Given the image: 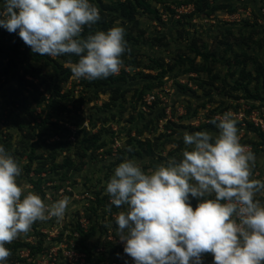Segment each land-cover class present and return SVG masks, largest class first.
I'll list each match as a JSON object with an SVG mask.
<instances>
[{
	"label": "rangeland",
	"instance_id": "1",
	"mask_svg": "<svg viewBox=\"0 0 264 264\" xmlns=\"http://www.w3.org/2000/svg\"><path fill=\"white\" fill-rule=\"evenodd\" d=\"M146 1L150 12L134 0H89L101 18L83 37L125 30L114 80L75 79L74 54L39 56L0 27V49L20 40L24 76L0 85V145L21 167L26 191L45 203L70 201L63 220L37 221L7 244L5 264H134L117 237L120 209L107 210L115 168L131 159L147 172L180 159L185 132L216 136L210 121L225 112L256 157L253 178L264 181V129L252 119L264 120V0ZM147 93L155 100L143 107ZM190 201L195 209L199 201ZM202 259L213 264L211 254Z\"/></svg>",
	"mask_w": 264,
	"mask_h": 264
},
{
	"label": "clouds",
	"instance_id": "2",
	"mask_svg": "<svg viewBox=\"0 0 264 264\" xmlns=\"http://www.w3.org/2000/svg\"><path fill=\"white\" fill-rule=\"evenodd\" d=\"M100 18L89 0H4L0 9V27L39 56L74 54L73 77L89 81L119 74L128 50L118 25L82 36ZM210 123L218 135L185 132L180 159L147 172L126 159L107 182V210L120 209L113 217L117 237L134 264H203L205 254L213 264H264V201L257 198L264 181L253 178L256 157L240 143L230 112ZM21 172L0 145V264L11 255L7 244L37 221L63 220L70 203L67 196L45 203L26 191ZM190 197L199 201L195 209Z\"/></svg>",
	"mask_w": 264,
	"mask_h": 264
},
{
	"label": "trees",
	"instance_id": "3",
	"mask_svg": "<svg viewBox=\"0 0 264 264\" xmlns=\"http://www.w3.org/2000/svg\"><path fill=\"white\" fill-rule=\"evenodd\" d=\"M134 1L136 6L140 7L143 11L146 12L151 11L152 7L150 3L147 2L146 0H134ZM121 11L124 14H127L126 12H124L123 7L121 8ZM19 43L20 40L14 42L11 46L8 44L6 46H3L4 49H0V85L9 82L12 79H15L19 84L22 83V81H24L23 74L18 72V68L22 64V61H19L18 58L19 54L17 52ZM109 78L113 80L115 79L114 76H110ZM154 100H152V102ZM150 104H147L146 106H149Z\"/></svg>",
	"mask_w": 264,
	"mask_h": 264
},
{
	"label": "built area",
	"instance_id": "4",
	"mask_svg": "<svg viewBox=\"0 0 264 264\" xmlns=\"http://www.w3.org/2000/svg\"><path fill=\"white\" fill-rule=\"evenodd\" d=\"M155 99V95L153 93H147L143 96L142 100H143V107H146L147 104H150L152 102V100ZM254 124L256 126H260L262 129H264V120L259 119L258 118H254L252 117Z\"/></svg>",
	"mask_w": 264,
	"mask_h": 264
}]
</instances>
